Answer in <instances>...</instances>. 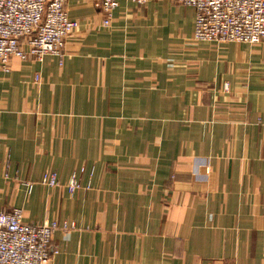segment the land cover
<instances>
[{
  "label": "crops",
  "instance_id": "crops-1",
  "mask_svg": "<svg viewBox=\"0 0 264 264\" xmlns=\"http://www.w3.org/2000/svg\"><path fill=\"white\" fill-rule=\"evenodd\" d=\"M118 4L69 0L65 55L0 69V212L68 224L52 264H264V44Z\"/></svg>",
  "mask_w": 264,
  "mask_h": 264
},
{
  "label": "built area",
  "instance_id": "built-area-1",
  "mask_svg": "<svg viewBox=\"0 0 264 264\" xmlns=\"http://www.w3.org/2000/svg\"><path fill=\"white\" fill-rule=\"evenodd\" d=\"M69 0H0V69L8 70L13 60L43 63L46 57L65 55L66 45L78 23L67 12ZM109 28L118 0H95ZM138 6L157 0H131ZM196 10L195 42L264 44V0H172ZM37 80L39 78L37 77ZM58 186L56 175L48 180ZM68 190L82 188L72 176ZM57 221L29 224L21 209L0 212V264H52L58 253L54 234L68 231Z\"/></svg>",
  "mask_w": 264,
  "mask_h": 264
},
{
  "label": "rangeland",
  "instance_id": "rangeland-1",
  "mask_svg": "<svg viewBox=\"0 0 264 264\" xmlns=\"http://www.w3.org/2000/svg\"><path fill=\"white\" fill-rule=\"evenodd\" d=\"M131 1V0H130ZM134 3V2H133ZM148 4V3H147ZM176 4V3H175ZM137 5V4H136ZM144 5H146V4H144ZM144 5H140V6H144ZM138 6V5H137ZM111 27V26H110ZM109 27V28H110ZM106 29H108V28H106ZM193 36H194V34H193ZM259 44H262V43H259Z\"/></svg>",
  "mask_w": 264,
  "mask_h": 264
}]
</instances>
